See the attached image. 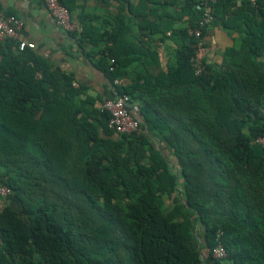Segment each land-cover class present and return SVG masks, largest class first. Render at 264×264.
<instances>
[{
    "label": "trees",
    "instance_id": "1",
    "mask_svg": "<svg viewBox=\"0 0 264 264\" xmlns=\"http://www.w3.org/2000/svg\"><path fill=\"white\" fill-rule=\"evenodd\" d=\"M100 1L115 8L70 37L140 129L115 134L32 49L1 51L0 264H264V0L213 6L210 27L237 37L201 76L187 30L204 0Z\"/></svg>",
    "mask_w": 264,
    "mask_h": 264
},
{
    "label": "crops",
    "instance_id": "2",
    "mask_svg": "<svg viewBox=\"0 0 264 264\" xmlns=\"http://www.w3.org/2000/svg\"><path fill=\"white\" fill-rule=\"evenodd\" d=\"M62 1L71 11L72 23L81 30L83 27L81 19H86L85 23L89 24L87 17H100V21H93L94 26H100L104 15L112 12L116 5L112 3L109 8L110 6L100 0ZM240 3L237 2V6ZM168 10L170 13L173 11L171 8ZM0 16H12L23 21L17 39L0 41V60L1 51L4 54L9 51L16 52L18 41L33 43L35 47L32 50L60 71L72 75L73 86L85 88V95L96 101L97 108L101 107L100 102L115 97V88L96 68L95 60L85 55L90 51L89 48H80L70 35L59 30L41 0H0ZM236 37L235 33L231 34L221 26L209 27L205 37L208 49L207 62L221 65L223 52L233 46ZM168 43L167 41L160 47L162 48L160 55L164 62L170 57L172 50ZM85 95L82 96L83 99ZM6 198L0 197V208L8 203Z\"/></svg>",
    "mask_w": 264,
    "mask_h": 264
},
{
    "label": "built area",
    "instance_id": "3",
    "mask_svg": "<svg viewBox=\"0 0 264 264\" xmlns=\"http://www.w3.org/2000/svg\"><path fill=\"white\" fill-rule=\"evenodd\" d=\"M220 0H204L202 4L197 5L200 11V19L196 27H188L187 33L195 41L194 54L190 59L191 67L195 76H201L203 73L204 63L207 60V44L204 37V30L210 27L214 20L213 6ZM241 2L242 0H235ZM255 3L256 0H249ZM45 9L50 14L56 27L67 35L72 33H80L81 29L71 21L70 10L61 3L60 0H41ZM23 27V21L12 16H0V41L15 40L18 38V33ZM170 33L167 32L166 36ZM160 47L161 43L158 42ZM33 43L18 41V51L26 49H34ZM126 80L115 79L114 86H124ZM101 109L108 113L109 121L108 128L115 134H131L138 132L140 129L141 119L139 115V106L130 101V97L122 94L117 95L112 99H107L103 102ZM264 147V137L254 141ZM11 190L0 182V197H8ZM212 255L216 259H222L226 256V252L221 243H219L212 251Z\"/></svg>",
    "mask_w": 264,
    "mask_h": 264
}]
</instances>
